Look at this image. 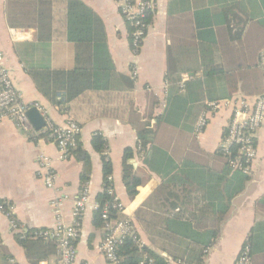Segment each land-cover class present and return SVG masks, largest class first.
<instances>
[{"label":"crops","instance_id":"crops-1","mask_svg":"<svg viewBox=\"0 0 264 264\" xmlns=\"http://www.w3.org/2000/svg\"><path fill=\"white\" fill-rule=\"evenodd\" d=\"M81 1L102 19L115 68L134 79L133 108L145 122L156 124V117L163 113L167 94L172 88L177 89L164 78L173 47L180 44L190 46L192 50L193 44L198 43L196 34L204 29L211 28L212 31L214 62L220 70L233 73L238 80L237 90L231 97L237 95L253 99L264 88V71L259 66V55L264 52V0H154L152 22L136 53L131 48L128 28L116 0ZM6 8L7 0H0V48L23 101L41 104L56 125L75 121L80 126L79 140L90 155L91 172L87 182L90 197L75 241L77 257L74 264H110L99 252L104 235L102 223L94 221V203L103 191V176L100 155L91 145L93 132L101 133L107 140L113 192L125 206L122 218L131 221L142 245L150 246L173 264L166 252L151 244L134 219L135 211L157 188L161 178L143 163V156L137 153L136 133L126 122V114H115L116 109H122L121 104L104 100L101 94L94 93L59 107L49 103L37 90L23 61L24 43L34 41L35 30L10 26ZM59 24L58 33L51 42L49 59L52 68L66 69L73 65L74 48L64 39ZM11 29L21 31L18 39L11 37ZM196 54L192 52L190 58L198 60ZM184 58L187 60V56ZM133 70L136 71L135 76L132 75ZM209 83L210 89L224 90L222 74L212 75ZM177 87L180 88L178 83ZM202 109L203 103L193 104V115L186 121L188 128L183 131L159 125L155 143L176 159L186 155L200 163L216 166L220 161L215 152L226 131L229 109L211 112L205 129L195 134L194 125ZM178 144L183 149L176 151ZM127 148L131 149L133 156L126 163L144 178L136 196L131 199L122 180ZM255 149L256 155L248 173L250 178L244 189L231 200L219 236L205 253L203 264H237V256L249 238L252 242V246L248 243L251 246V264H264V122L256 132ZM41 156L50 159L54 175L52 188L47 187L43 180ZM81 171L82 163L74 156L59 159L54 143L36 133L21 131L8 119L0 121V202L12 207L13 218L23 229H49L58 221L71 224L74 202L82 189ZM56 201L61 203L58 213ZM58 257L55 246V252L45 258H28L24 248L15 240L9 218L0 212V264H58Z\"/></svg>","mask_w":264,"mask_h":264},{"label":"trees","instance_id":"trees-1","mask_svg":"<svg viewBox=\"0 0 264 264\" xmlns=\"http://www.w3.org/2000/svg\"><path fill=\"white\" fill-rule=\"evenodd\" d=\"M153 12H146L145 23L151 24ZM6 17L12 27L35 30L34 41L24 43L23 61L37 90L49 103L59 107L94 93L101 94L104 100L121 104L122 109H116L115 114H126V122L136 133L137 153L143 156V163L161 178L157 188L135 211L134 219L151 244L166 252L172 260L203 264L204 250L215 243L231 200L244 189L250 175L229 165L235 151L226 155L218 148L215 156L220 162L212 166L186 155L176 159L155 140L159 125L171 126L177 131L188 128L186 121L191 120L193 104L230 98L236 92V76L220 70L214 62L211 28L198 31V43L193 44L192 50L190 46L180 44L173 47L164 78L177 89L169 91L163 113L156 117V124H150L143 121L133 108L134 79L115 68L102 19L83 1L7 0ZM58 23L62 26L64 39L74 48L73 65L66 69L50 65L51 42L58 33ZM125 23L130 36L132 26L127 21ZM192 52L197 53L198 60L190 58ZM183 72L199 74L185 83L184 93L177 87ZM214 74H222L224 90L210 89L209 81ZM91 145L102 163L103 191L97 195V201L101 203L110 199L105 188L110 185L107 177L112 173V166L107 155L108 143L101 133H92ZM181 149L178 144L176 151ZM70 156L82 163L83 187L89 179L91 159L80 140ZM132 156L131 149H125L122 180L130 199L136 196L138 187L144 182V178L126 163ZM94 221L102 223L98 210ZM38 230L22 228L15 233L16 242L32 260H40L55 252V243L37 237ZM138 236L134 232V237H125L118 245V264H140L144 258H151L152 264H170L150 246L139 245ZM248 240L252 246L251 239Z\"/></svg>","mask_w":264,"mask_h":264},{"label":"built area","instance_id":"built-area-1","mask_svg":"<svg viewBox=\"0 0 264 264\" xmlns=\"http://www.w3.org/2000/svg\"><path fill=\"white\" fill-rule=\"evenodd\" d=\"M118 10L123 19L130 23L132 31L130 33L131 48L136 53L145 36L149 24L144 22L147 11H154V0H116ZM21 31L11 29V37L18 39ZM259 66L264 71V52L259 55ZM136 75V71H132ZM193 78L192 75L183 74L178 81V86L183 89L185 83ZM221 108L229 109V119L226 125V132L223 136L219 149L224 154H231L235 151V156L230 157L229 165L232 169H242L249 173L252 161L256 155L255 135L257 130L264 122V88L262 92L253 99L245 96H232L220 100H206L203 109L194 125V133H201L207 126L210 113ZM30 109H36L43 118V125L35 129L30 122L27 113ZM8 119L25 133H36L40 138L54 143L58 150L59 159L64 160L70 157L72 149L76 148L79 141L80 126L73 120H68L63 125L54 124L47 116L42 105L38 102L25 103L21 93L15 87L10 71L5 64V57L0 48V121ZM40 171L47 187H54V175L51 170L50 159L47 156L39 158ZM110 183L105 188V193L109 200L94 203V208L99 211L104 235L99 244L100 254L110 263L118 264L117 254L118 245L125 237H134L133 226L127 218H122L125 211L124 204L113 192L111 176L107 177ZM90 193L87 184L82 187L77 195L72 215L74 220L71 224H64L58 221L52 228L40 229L35 235L44 240H51L55 243L58 250V264H74L77 257L75 241L79 236L81 217L87 207ZM59 211L60 202L54 203ZM0 212L4 213L10 221L11 230L18 233L22 230V225L18 224L12 215V207L4 202H0ZM142 246L139 238L136 239ZM208 249L204 250L206 253ZM151 258H144L140 264H152ZM237 264H251V248L245 242L236 260ZM173 264H189L184 260L177 259ZM82 264H89L87 262Z\"/></svg>","mask_w":264,"mask_h":264},{"label":"water","instance_id":"water-1","mask_svg":"<svg viewBox=\"0 0 264 264\" xmlns=\"http://www.w3.org/2000/svg\"><path fill=\"white\" fill-rule=\"evenodd\" d=\"M27 116L35 129H39L43 125V118L36 109H30Z\"/></svg>","mask_w":264,"mask_h":264}]
</instances>
